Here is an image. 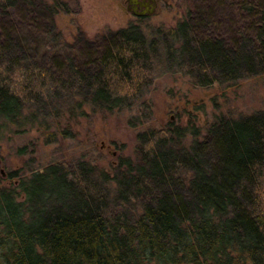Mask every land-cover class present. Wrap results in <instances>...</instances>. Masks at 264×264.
Segmentation results:
<instances>
[{
    "label": "trees",
    "instance_id": "16d2710c",
    "mask_svg": "<svg viewBox=\"0 0 264 264\" xmlns=\"http://www.w3.org/2000/svg\"><path fill=\"white\" fill-rule=\"evenodd\" d=\"M185 2L173 26L78 34L79 62L53 20L59 0H0V133L84 102L150 108L167 73L200 86L264 74V0ZM38 5L43 26L28 18ZM90 172L55 162L0 188V264H264V110L218 116L203 133L142 130L135 160Z\"/></svg>",
    "mask_w": 264,
    "mask_h": 264
},
{
    "label": "rangeland",
    "instance_id": "374dc122",
    "mask_svg": "<svg viewBox=\"0 0 264 264\" xmlns=\"http://www.w3.org/2000/svg\"><path fill=\"white\" fill-rule=\"evenodd\" d=\"M59 1L62 6L53 20L67 46H74L79 62L84 58L74 45L78 34L95 40L107 30L124 28L130 23L173 26L182 18L186 7L185 0H156L152 14L138 16L127 10V0ZM40 6L28 18L43 26L50 13L42 15ZM70 49L64 48L65 52ZM35 53L40 59V52ZM146 98L150 108L146 102L138 107L139 111L137 108L101 111L84 102L74 112L62 110L57 116H40L41 120L21 127L9 126L0 133V188L15 187L21 179L48 164L75 159L94 168L95 173L90 172L94 180L101 173L112 176L121 158L135 160L137 134L142 130L161 129L168 124L194 125L203 133L218 116L238 117L264 110V74L230 86L217 82L200 86L189 75L167 73L156 77ZM189 139L188 135L184 141Z\"/></svg>",
    "mask_w": 264,
    "mask_h": 264
},
{
    "label": "water",
    "instance_id": "95a60500",
    "mask_svg": "<svg viewBox=\"0 0 264 264\" xmlns=\"http://www.w3.org/2000/svg\"><path fill=\"white\" fill-rule=\"evenodd\" d=\"M127 10L138 16L152 14L157 6L156 0H127Z\"/></svg>",
    "mask_w": 264,
    "mask_h": 264
}]
</instances>
